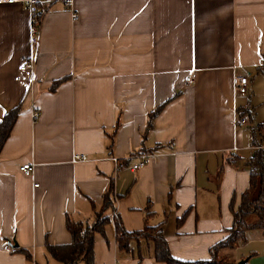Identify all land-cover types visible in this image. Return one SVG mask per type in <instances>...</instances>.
Returning <instances> with one entry per match:
<instances>
[{"label": "crops", "instance_id": "0c3cea01", "mask_svg": "<svg viewBox=\"0 0 264 264\" xmlns=\"http://www.w3.org/2000/svg\"><path fill=\"white\" fill-rule=\"evenodd\" d=\"M72 9L74 22L60 6L43 16L31 46L22 5H0V121L18 109L0 148V264H61L46 247L70 244L66 219L89 226L100 213L93 264H165L147 239L119 244L112 213L127 234L156 228L176 261H210L248 187L252 134L264 149V0H74ZM28 57L32 70L19 71ZM237 116L246 127L235 128ZM138 154L149 158L132 171L136 159H126ZM106 194L113 208L102 212ZM215 258L264 264L263 230H241Z\"/></svg>", "mask_w": 264, "mask_h": 264}, {"label": "trees", "instance_id": "16d2710c", "mask_svg": "<svg viewBox=\"0 0 264 264\" xmlns=\"http://www.w3.org/2000/svg\"><path fill=\"white\" fill-rule=\"evenodd\" d=\"M62 82H55L51 91ZM162 106L157 107L147 116L146 130L150 128L152 119L158 114ZM18 109L6 112L0 121V148L9 134ZM251 146L253 151L251 156L244 162L249 174L248 187L239 196V204L233 210L231 205L230 213L232 226L228 235L218 244L211 248V260L206 262L183 263L172 259L169 255L166 243L156 228H146L143 232L127 234L120 227L119 221L113 216L115 233L119 244H123L128 239L142 237L153 244V255L157 262L165 264H224L216 260V252L224 247L230 248L240 239L241 230L259 228L264 232V149L252 134ZM158 148V147H157ZM156 148V149H157ZM113 208V198L107 194L102 201V212ZM115 218V219H114ZM107 223V217L102 213L97 214L92 225L67 218L65 227L71 236V242L65 247H46L47 254L61 264H93V236L102 231ZM25 259L30 263L31 256L28 252L20 250Z\"/></svg>", "mask_w": 264, "mask_h": 264}, {"label": "built area", "instance_id": "2783aa9c", "mask_svg": "<svg viewBox=\"0 0 264 264\" xmlns=\"http://www.w3.org/2000/svg\"><path fill=\"white\" fill-rule=\"evenodd\" d=\"M74 0H0V5H11V4H20L24 8L27 14L28 21V36L29 43L31 46L36 44L37 31L40 20L43 16L49 13L55 6H60L64 11H67L72 22L77 20V15L74 13L72 6ZM33 58H26L21 66L19 71L32 70L33 68ZM191 78H186L185 82L191 83ZM233 92L238 95H244L247 93L248 81L245 76L234 77L232 81ZM32 117H36L34 113ZM235 128H244L247 126L246 118L243 116H237L234 120ZM236 152V148L231 149L230 157H233V154ZM136 159V162L131 165V170L136 171L146 165L149 155L147 154H138L136 156H129L126 160ZM86 157L84 155H73L71 158V163L85 161ZM110 161L116 166L118 160L114 157L110 158ZM19 171L23 174L28 175L31 172V166L22 165L19 167ZM114 216L112 213L111 218Z\"/></svg>", "mask_w": 264, "mask_h": 264}, {"label": "water", "instance_id": "95a60500", "mask_svg": "<svg viewBox=\"0 0 264 264\" xmlns=\"http://www.w3.org/2000/svg\"><path fill=\"white\" fill-rule=\"evenodd\" d=\"M11 248H16V245H15V243L12 241V244H11V246H10Z\"/></svg>", "mask_w": 264, "mask_h": 264}, {"label": "rangeland", "instance_id": "374dc122", "mask_svg": "<svg viewBox=\"0 0 264 264\" xmlns=\"http://www.w3.org/2000/svg\"><path fill=\"white\" fill-rule=\"evenodd\" d=\"M55 7H57V6H55ZM55 7H54V8H55ZM54 8H53V9H54ZM219 262H221V261H219Z\"/></svg>", "mask_w": 264, "mask_h": 264}]
</instances>
